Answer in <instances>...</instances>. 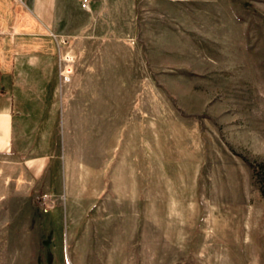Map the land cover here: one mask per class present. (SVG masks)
I'll return each mask as SVG.
<instances>
[{
  "label": "rangeland",
  "instance_id": "obj_1",
  "mask_svg": "<svg viewBox=\"0 0 264 264\" xmlns=\"http://www.w3.org/2000/svg\"><path fill=\"white\" fill-rule=\"evenodd\" d=\"M62 4L54 71L29 74L55 91L43 136L0 163V264H264V0ZM8 34L3 67L41 50Z\"/></svg>",
  "mask_w": 264,
  "mask_h": 264
},
{
  "label": "crops",
  "instance_id": "obj_2",
  "mask_svg": "<svg viewBox=\"0 0 264 264\" xmlns=\"http://www.w3.org/2000/svg\"><path fill=\"white\" fill-rule=\"evenodd\" d=\"M63 0H9L8 6L12 12V19L8 24H13L10 31H2L0 34L9 35V32H17L20 41L29 39L37 42L41 50L26 48L25 44L15 49L9 45V51L5 52L12 64L11 68L0 64V163L3 165L19 167L25 163L24 151L19 148V136L27 134L43 136L41 129L34 121L42 120L43 112L32 110V104L53 103L55 91L50 89V80H29L30 73L37 71H54L55 46L58 44V35H65L66 31L62 25L68 21V14L63 9ZM100 0H88L87 13L95 12L101 15ZM32 39V40H31ZM40 42H42L40 44ZM46 48V49H45ZM58 51V48H57ZM45 89L40 92L39 89ZM42 89V90H43ZM49 116V115H47ZM47 118V117H46ZM54 119V113L50 115ZM39 126V123H38ZM37 141V140H36ZM43 158L36 159L28 166L26 171L31 175L36 171V179L44 176L48 170L49 177L53 176L49 165L53 163L48 154H41ZM47 156V157H46ZM2 157V158H1ZM46 170V168H48ZM51 171V172H50ZM46 176V175H45Z\"/></svg>",
  "mask_w": 264,
  "mask_h": 264
},
{
  "label": "built area",
  "instance_id": "obj_3",
  "mask_svg": "<svg viewBox=\"0 0 264 264\" xmlns=\"http://www.w3.org/2000/svg\"><path fill=\"white\" fill-rule=\"evenodd\" d=\"M80 5L81 7L85 8V9H88L89 8V5H88V0H80ZM69 68H65L64 70H62V73L64 72H68ZM65 76V75H64ZM43 200V203H44V209L46 210L48 207H51L53 206V203H52V200L50 199L49 195L48 194H42L40 196Z\"/></svg>",
  "mask_w": 264,
  "mask_h": 264
}]
</instances>
